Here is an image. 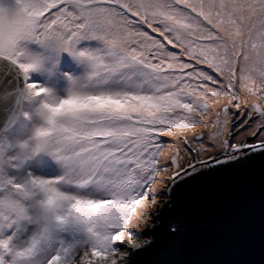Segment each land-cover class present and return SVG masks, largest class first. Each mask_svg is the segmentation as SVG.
Masks as SVG:
<instances>
[{"label":"snow or ice","instance_id":"obj_1","mask_svg":"<svg viewBox=\"0 0 264 264\" xmlns=\"http://www.w3.org/2000/svg\"><path fill=\"white\" fill-rule=\"evenodd\" d=\"M257 155L264 0H0V264H135L176 190Z\"/></svg>","mask_w":264,"mask_h":264},{"label":"water","instance_id":"obj_2","mask_svg":"<svg viewBox=\"0 0 264 264\" xmlns=\"http://www.w3.org/2000/svg\"><path fill=\"white\" fill-rule=\"evenodd\" d=\"M163 202L161 195L148 213ZM158 215L157 231L144 237L152 245L135 264H264V156L176 190Z\"/></svg>","mask_w":264,"mask_h":264},{"label":"rangeland","instance_id":"obj_3","mask_svg":"<svg viewBox=\"0 0 264 264\" xmlns=\"http://www.w3.org/2000/svg\"><path fill=\"white\" fill-rule=\"evenodd\" d=\"M254 100H255V97L250 98L249 103H251V102L254 101ZM241 103L243 104V100L241 101ZM215 107H216V106H215ZM213 109H214V107H213ZM235 111H236L235 109H231L230 112L228 113V116H227V117H224L223 114H221V121L223 122L224 119H227V120L230 121V120L232 119L233 113H235ZM213 113H214V111H213ZM213 113H210L209 117H206V118H205V124H206L207 126H201V127H199L198 129H196V132H197V133H203L205 137H207L208 133H211V134H212V133L215 132V131H221L222 133L226 134L227 129H226L225 127H221L220 129H214V128L211 127L210 124H207V121H208V120H210V119H214V118H215ZM251 126H252V127H255V124H252ZM188 135L191 136V133H189ZM245 135H247V133H242L239 137H237V139H242ZM163 139H164L165 142H171V141H172V138H171V137H165V138H163ZM165 150H166L165 153L168 154V149L166 148ZM181 151H183V148H182V147H181ZM169 171H171V169H169ZM163 179H166V177H164ZM158 187H159L160 189H162V188L164 187V185H163V184H159ZM157 199H158V198H157ZM152 206H153V205H151V203L149 202V204L146 206V212H148V211L152 208ZM146 218H147V215H145V216L142 218V222H141L139 228H141L142 226L145 225V223H146ZM139 228H138V229H139ZM138 229H137V230H138ZM143 239H144V237H143Z\"/></svg>","mask_w":264,"mask_h":264},{"label":"bare ground","instance_id":"obj_4","mask_svg":"<svg viewBox=\"0 0 264 264\" xmlns=\"http://www.w3.org/2000/svg\"><path fill=\"white\" fill-rule=\"evenodd\" d=\"M213 107H214V109H213V111L215 110V105H213ZM211 135V133H208V135H207V137L208 136H210ZM165 152H166V150H165ZM166 155H167V153H165Z\"/></svg>","mask_w":264,"mask_h":264},{"label":"flooded vegetation","instance_id":"obj_5","mask_svg":"<svg viewBox=\"0 0 264 264\" xmlns=\"http://www.w3.org/2000/svg\"><path fill=\"white\" fill-rule=\"evenodd\" d=\"M243 138H244V137H243ZM243 138H242V139H243Z\"/></svg>","mask_w":264,"mask_h":264},{"label":"trees","instance_id":"obj_6","mask_svg":"<svg viewBox=\"0 0 264 264\" xmlns=\"http://www.w3.org/2000/svg\"><path fill=\"white\" fill-rule=\"evenodd\" d=\"M145 239V238H144Z\"/></svg>","mask_w":264,"mask_h":264}]
</instances>
